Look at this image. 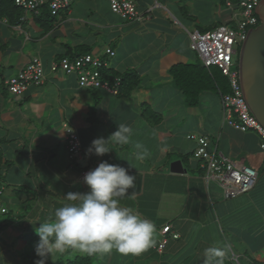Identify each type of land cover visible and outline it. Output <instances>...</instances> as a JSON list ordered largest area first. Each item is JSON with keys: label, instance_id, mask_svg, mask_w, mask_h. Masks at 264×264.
Masks as SVG:
<instances>
[{"label": "crops", "instance_id": "1", "mask_svg": "<svg viewBox=\"0 0 264 264\" xmlns=\"http://www.w3.org/2000/svg\"><path fill=\"white\" fill-rule=\"evenodd\" d=\"M96 3L97 8L105 5L110 10L106 0ZM136 5L140 13L149 9L143 0H136ZM162 8L153 9L151 17L142 20H125L111 10L113 15L98 13L94 17V10L77 14V7L70 8L65 11L70 18L63 20H75V25L63 28L51 17L38 20L35 13H24L21 16L25 20L19 18L17 22L0 17L7 19L0 22L3 73H16L35 55L45 68L43 82L30 85L21 96L0 90V185L9 212V228L5 226L3 232L8 241L19 231L32 238L40 222H54L55 210L72 203L66 196L69 192L88 191L84 172L106 160L129 168L136 176L134 188L119 198V204L155 225L156 243L140 255H124L115 249L96 255L103 256L104 264L132 260L133 264H144L143 259L150 264H204V250L224 244H230L229 253L235 256V262L264 264V187L257 181L250 191L225 198L222 187L205 178V170L193 156L198 144L187 137L206 136L223 154L247 165V160L257 155L264 163L258 136L224 122L219 96L216 99L204 92L196 105L187 103L168 69L178 62L201 59L190 48V29L179 30V19L174 15L171 21L166 6ZM225 9L222 20L230 16L229 9ZM79 22L95 28L97 33H106L107 43L90 53L101 56L114 72L136 74L130 92L112 94L82 88L74 75L49 70L51 61L67 51L73 57L80 52L78 46L89 42L84 36L78 37L77 31L83 28ZM206 26L205 30L211 29ZM105 48H111L114 55L105 54ZM119 124L132 128L130 143L112 144L113 149L104 156L85 155L93 139L107 138ZM65 126L76 131L82 145L81 154L74 159L68 157ZM137 142L143 145L142 150L135 147ZM130 163L133 166L129 167ZM165 225H170L178 237L163 234ZM163 237L167 242L159 249ZM35 238L29 248L38 243L39 235ZM1 250L4 252L2 246ZM77 255L84 254L69 249L56 259ZM164 256L176 257L165 258L168 263L162 259Z\"/></svg>", "mask_w": 264, "mask_h": 264}, {"label": "built area", "instance_id": "2", "mask_svg": "<svg viewBox=\"0 0 264 264\" xmlns=\"http://www.w3.org/2000/svg\"><path fill=\"white\" fill-rule=\"evenodd\" d=\"M81 0H13L16 7L24 13H39L40 8H47L52 15L60 10L67 9L73 2ZM114 14L125 20H142L151 17V11L161 6L156 0L152 7L144 13L137 10L136 0H106ZM260 0H238L232 2L225 0V5L230 11L227 23H222L208 30L194 29L188 31L190 48L195 50L204 66L217 67L226 78L229 91L220 93V103L223 112V120L236 130L241 132L254 131L258 136V147L264 162V126L251 113L242 95L239 71L234 56L237 55L235 46L244 42L249 28L258 25L259 18L255 7ZM20 21L25 20L21 16ZM1 18L0 22H6ZM114 51L105 48V54L112 56ZM107 68L106 61L99 55L87 52L70 57L64 55L51 61L49 70L53 73L62 72L74 75L79 87L103 89L112 94H118L121 78L115 76L112 80L102 74ZM45 68L39 56H32L24 66L16 73L6 75L0 63V90H6L12 96H21L30 85H38L43 82ZM65 126L66 149L68 157L74 159L82 152V145L75 130L71 132ZM197 142L193 156L200 161L205 170V178L217 182L223 189L225 198L236 197L254 188L258 181V172L251 166L238 163L223 154L206 136L187 135ZM86 170L84 173L88 172ZM4 188L0 185V214L8 212L3 202ZM170 225L162 228V233H170L172 237H178L172 233ZM167 238L163 237L159 243V249L166 244Z\"/></svg>", "mask_w": 264, "mask_h": 264}, {"label": "clouds", "instance_id": "3", "mask_svg": "<svg viewBox=\"0 0 264 264\" xmlns=\"http://www.w3.org/2000/svg\"><path fill=\"white\" fill-rule=\"evenodd\" d=\"M65 130V129H64ZM67 131H73L71 128ZM133 130L119 124L107 138L100 136L91 141L86 156H104L112 144L130 143ZM135 147L143 149L139 142ZM133 164L130 163L131 167ZM136 176L129 168L101 161L83 176L87 192H69L72 203L55 210L54 222H40L35 231L39 241L35 264H46L69 249L89 257L111 253L114 249L124 255H140L155 246V225L131 208L121 207L119 198L134 188ZM230 244L210 246L204 250V264H224Z\"/></svg>", "mask_w": 264, "mask_h": 264}, {"label": "rangeland", "instance_id": "4", "mask_svg": "<svg viewBox=\"0 0 264 264\" xmlns=\"http://www.w3.org/2000/svg\"><path fill=\"white\" fill-rule=\"evenodd\" d=\"M138 1L139 0H137V2ZM143 1H145L147 5H149L148 6L149 8L152 7L154 4V0H143ZM156 1L158 3L162 2L163 7L166 6V9L168 10L166 14L171 21H173L174 15L175 17L179 19L180 24L179 23L177 24H178L179 30H181L182 32H185V29L183 27L187 29L189 28L190 31H193L195 28L203 31L209 27L206 25H210V28H214L217 25L222 24V23H227L228 21L227 19L222 20V14H223L222 12L226 10L225 0H156ZM95 3H96V0H82L78 2H73L72 4H70V6L67 9L72 8L74 10L77 7V11H78V12L76 11L77 14H83V13H86L87 11L92 12L94 10L96 11V13L91 15V16L94 15V17H96L98 13H100V15L105 16V17L107 16V14L113 15L112 13H110L109 9H106L105 5L104 6L102 5L101 7L97 8L95 6ZM162 5L159 6L157 9L159 10L163 9ZM16 9L18 10L19 15L24 14V11L21 8L16 7ZM65 11L66 9H62L55 16L51 17V18H54V20L52 19V21L56 22L58 26L62 28L66 24L75 25V22H76L75 20H72V19L69 22L63 20V18H66V19L70 18L68 15L66 17ZM44 12L45 11H43V7L40 8L39 16L45 17L46 14H44ZM228 13L229 12L227 11V15ZM72 17H75V19L81 20V18L77 17L76 14H73ZM85 19L88 20L87 18ZM35 21H34V24L37 22ZM45 21L50 22L51 20H45ZM78 24L83 26L82 29L77 31L79 35L78 37L81 38L82 36H84V39L86 40V42L89 41L87 42V44L91 43V44L85 45V48H84L85 50L89 49V51L93 52L94 49H96V47L103 46L105 42L107 43V36L103 35L106 33L100 34L98 32L99 33L98 34L95 28L89 25H83L80 22ZM10 30L15 31L17 35L19 34L18 30H13V29H10ZM241 45L242 43H239L235 46L237 50V55L234 56V60L236 61V63L238 61V55L241 49ZM226 84L228 86L227 80H226ZM208 93H209L208 95H212V97L216 99L219 96L217 92H208ZM246 163L247 165L253 167L258 172V184L259 186L264 187V163H262L261 157L257 155L256 157L252 158V161L247 160ZM7 227H4L0 232V236H1L0 237V260H1L0 264H35V261L39 259L35 253V246H34V244H36L37 242H34L31 248H29V243H31L32 240L36 239L35 237L38 236V233L37 232H35V234L33 233L34 237L30 238L27 235H25V233L22 235L21 233L22 231H19L18 233H16L17 236L14 235L8 241L6 235L3 234L5 229H7ZM10 232H13V229H11ZM1 246L4 249V252L1 250ZM25 249H26V252H25ZM29 249L31 250L29 251ZM12 253L14 254V256L12 255ZM73 257L74 256H60V260H64V261L68 259L72 260ZM175 257L176 256H164V258L162 257V259L168 262L169 260L174 259ZM102 258L103 256H95V258L93 259L94 264H101V262H103L104 264L105 261L102 260ZM231 258L234 261L235 256H231ZM57 261H58L57 259L53 261L51 257H49L46 264H56ZM132 261H127L126 264H133ZM143 263L150 264V261H146L143 259ZM234 263L239 264L237 260L236 262L234 261Z\"/></svg>", "mask_w": 264, "mask_h": 264}, {"label": "trees", "instance_id": "5", "mask_svg": "<svg viewBox=\"0 0 264 264\" xmlns=\"http://www.w3.org/2000/svg\"><path fill=\"white\" fill-rule=\"evenodd\" d=\"M236 2L238 0H230ZM45 17H39V13L36 14V18L40 19H50L55 15H52L47 8H43ZM6 16L10 22H17L21 15H19L13 0H0V17ZM85 45H80L77 49L80 51L75 53V56L82 53L90 52L89 49L85 50ZM85 50V51H83ZM70 51H67L65 55H70ZM74 57V56H73ZM168 72L175 84V86L180 89L189 105H196L199 101V96L204 92H217L218 94L228 92L229 88L226 84L224 76L221 74L217 67H206L200 61L198 62H178L173 64L168 69ZM102 74L112 80L113 77L119 76L121 78V83L119 85L118 91L120 92H130L133 87L134 81L136 79V74L134 72H114L110 68H106L102 71ZM93 109V108H92ZM9 212L5 214H0V232L1 230L9 224V218L6 216ZM94 256L87 255H77L74 256L72 260L68 259L66 261L58 259L56 264H91ZM224 264H235L228 252Z\"/></svg>", "mask_w": 264, "mask_h": 264}, {"label": "water", "instance_id": "6", "mask_svg": "<svg viewBox=\"0 0 264 264\" xmlns=\"http://www.w3.org/2000/svg\"><path fill=\"white\" fill-rule=\"evenodd\" d=\"M259 23L249 28L238 55L242 95L251 113L264 126V0L255 7Z\"/></svg>", "mask_w": 264, "mask_h": 264}]
</instances>
